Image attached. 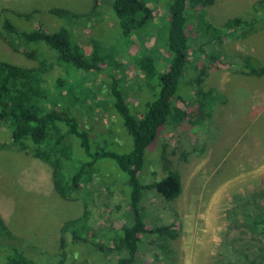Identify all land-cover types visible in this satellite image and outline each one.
<instances>
[{
    "label": "rangeland",
    "instance_id": "374dc122",
    "mask_svg": "<svg viewBox=\"0 0 264 264\" xmlns=\"http://www.w3.org/2000/svg\"><path fill=\"white\" fill-rule=\"evenodd\" d=\"M141 1L152 10L153 19L129 37L121 29L113 9L114 0H0V22H12L26 31L42 27L48 33H66L73 46L80 47L90 58L96 56L100 68H107L124 82V98L137 105L141 102L135 100L137 84L143 82L139 78L144 74L138 72L135 63L144 55L164 59L171 4V0ZM204 9L207 21L218 29H224L234 18L244 23L224 36L220 50L205 47L202 62L208 61L207 55L216 56L213 65L207 62L209 68L201 86L210 95L199 97L195 92L193 95L195 85L183 90L182 79L181 93L193 95L186 104L189 117L179 130L164 132L147 153L140 182L156 183L177 172L183 191L171 202L154 189L145 192L141 206L147 228L174 225L178 237L146 240L137 264H264V240L263 243L257 240L243 216L255 209L256 203L264 211V0H215ZM53 10L67 14L55 15L51 13ZM19 14L31 16L22 18ZM37 50L34 56L27 54ZM193 55L192 52L190 59L196 61ZM56 57L53 50L42 44L19 46L15 50L0 36V61L23 68L39 67L43 60L53 65L46 85L56 95V81L65 82L69 94L65 106L74 111L75 117L84 119V128L93 129V152L129 153L132 139L124 128V132L120 129L122 120L114 107L112 111L95 105L112 102L108 94L111 78L69 64L57 65ZM247 65L256 66L261 73H248ZM94 91L95 102L87 117L80 106L85 95L91 93L93 98ZM110 128L112 133L108 132ZM9 143V134L1 130L0 218L4 222V227L0 224L1 249L17 244L39 264H57L61 228L67 221L80 218L87 202L92 213L93 237L89 242L94 248L107 247L112 236L108 228L121 225L123 221L116 218L127 212L125 204L122 210L116 209L122 197L117 194L114 200L108 198L109 186L96 174L93 192L96 189L100 192L90 197L92 190L87 188L76 200L63 199L55 190L51 166L10 147ZM75 143V155H81L82 159L83 153ZM98 167L105 176L123 174L111 160H101ZM124 183L118 181L115 189H125L129 194ZM85 234L81 233L83 237ZM70 258L73 264H103L89 255Z\"/></svg>",
    "mask_w": 264,
    "mask_h": 264
},
{
    "label": "trees",
    "instance_id": "16d2710c",
    "mask_svg": "<svg viewBox=\"0 0 264 264\" xmlns=\"http://www.w3.org/2000/svg\"><path fill=\"white\" fill-rule=\"evenodd\" d=\"M214 2L215 0H171L169 27L163 53L165 57L161 60L158 59L159 56L155 58L144 55L135 63L138 72L144 76L139 78L143 79V82L137 84L139 86L135 93V100L141 99V102L137 105L132 103L133 106L124 98L122 90L124 82L118 80L113 72L107 71V68L104 70L100 68L98 66L100 60L96 56L90 58L80 47L73 46L66 33H48L42 27L26 31L16 27L12 22H0V36L15 50L19 46L27 48L33 43L42 44L56 53L57 65L69 64L88 73L92 71L101 73L102 78L110 77V93L108 94L112 102L110 101L109 105L105 102L103 105L96 103L95 105L98 108L105 106L112 111L115 110L116 115L122 120V125L119 120L120 129L124 132V128L132 139V149L129 153L93 152L91 135L93 129L84 128L82 126L84 119L75 117L74 111L65 106L64 101L69 97L65 91V82L62 79L56 81V95H52L51 89L46 85L47 74L53 65L43 60L39 67L23 68L0 61V131L5 130L9 134L8 145L49 164L52 168L55 190L63 199L76 200L80 192L87 188L92 190L90 197L93 193L100 192L99 189L93 192V183L97 174L109 186L108 198L114 200L117 194L122 197L116 209L122 210L125 204L127 210L125 214H120L116 218V221H123L121 225L113 224L108 228L109 235L112 234V236L108 239L107 247L97 245L94 248L93 243L89 242V239L93 237L90 227L92 213L87 202L83 215L67 221L61 228L60 254L57 264H73L74 260L70 258V255L77 254L89 255L97 261H103V264H137L144 251L143 245L146 240L154 238L163 241L178 237L174 225L148 229L141 203L145 192L151 189L156 190L166 201L177 200L183 191L180 174L173 172L165 179L152 184H142L140 174L144 169L148 151L155 147L163 133L179 130L189 117L186 104L193 98L194 92L199 97L210 95L208 92H203L201 86L208 72L207 62L213 65L216 62V56L207 55L208 61L202 62L205 47L212 46L220 50L224 36L232 34L237 27L243 26L242 19L234 18L227 22L224 29L213 27L206 19L207 13L204 7ZM113 9L126 37L134 31L147 27L153 19L152 10L141 0H114ZM51 13L61 16L67 14L62 10H53ZM19 15L22 18L31 16ZM195 18L198 22H195ZM194 43L198 46L194 47ZM39 50L27 54L34 56ZM192 52L196 61L190 59ZM191 65L193 67L190 69ZM246 68L248 73H261L256 66L247 65ZM193 73H197V76ZM182 79L183 90L184 87L187 91V87L197 86L192 90L193 95L185 91L181 93ZM153 82L155 85L152 84ZM153 86L156 89L155 92ZM134 89L136 91V87ZM95 94L94 91L93 98L89 93L82 99L84 104L80 107L87 117H90L87 114L93 109ZM185 95L188 97L185 98ZM107 96L106 94L105 100ZM77 99L81 100V98ZM181 104H185V107ZM207 108L210 106L207 105ZM200 109L204 111V108ZM114 123L115 121L113 126ZM108 132L113 131L110 128ZM73 140L78 143V149L83 153L82 159L79 157L81 155H75L76 143ZM121 142L125 143V139ZM105 159L111 160L124 176L119 173L105 176L99 172V162ZM118 181H125L124 185L126 184L129 188V194L125 189H115ZM255 207L243 216L247 217L249 228L261 242L264 240V211L260 203H256ZM122 216L124 219H120ZM0 224L4 227L1 218ZM81 233H87L86 237H83ZM88 242L90 246H87ZM165 244L168 246L169 243ZM76 247L78 249L74 250ZM78 250L79 253H77ZM0 264L39 263L30 259L23 248L14 244L5 249H1L0 245Z\"/></svg>",
    "mask_w": 264,
    "mask_h": 264
}]
</instances>
